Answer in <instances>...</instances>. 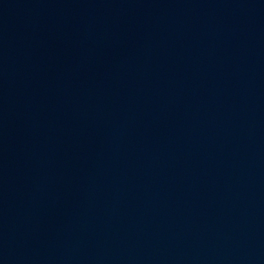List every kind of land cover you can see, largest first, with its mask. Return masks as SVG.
<instances>
[{
  "label": "water",
  "instance_id": "obj_1",
  "mask_svg": "<svg viewBox=\"0 0 264 264\" xmlns=\"http://www.w3.org/2000/svg\"><path fill=\"white\" fill-rule=\"evenodd\" d=\"M0 264H264V45Z\"/></svg>",
  "mask_w": 264,
  "mask_h": 264
}]
</instances>
